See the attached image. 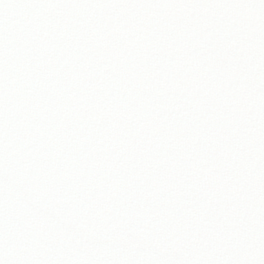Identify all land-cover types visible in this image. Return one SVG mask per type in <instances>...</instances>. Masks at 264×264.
<instances>
[{"label":"snow or ice","instance_id":"snow-or-ice-1","mask_svg":"<svg viewBox=\"0 0 264 264\" xmlns=\"http://www.w3.org/2000/svg\"><path fill=\"white\" fill-rule=\"evenodd\" d=\"M0 264H264V0H0Z\"/></svg>","mask_w":264,"mask_h":264}]
</instances>
